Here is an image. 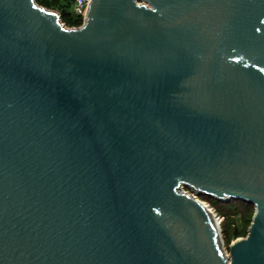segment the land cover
Returning <instances> with one entry per match:
<instances>
[{
	"label": "water",
	"instance_id": "water-1",
	"mask_svg": "<svg viewBox=\"0 0 264 264\" xmlns=\"http://www.w3.org/2000/svg\"><path fill=\"white\" fill-rule=\"evenodd\" d=\"M0 264H264V0H0Z\"/></svg>",
	"mask_w": 264,
	"mask_h": 264
},
{
	"label": "rangeland",
	"instance_id": "rangeland-1",
	"mask_svg": "<svg viewBox=\"0 0 264 264\" xmlns=\"http://www.w3.org/2000/svg\"><path fill=\"white\" fill-rule=\"evenodd\" d=\"M66 26V25H65ZM68 27V26H66ZM184 190L188 191L190 194H193V191L190 189H187L186 187H184ZM199 198L202 201H205L208 205L209 208L213 211V213L216 215V217L219 219L220 221V228H221V234H222V250L223 253L226 257L230 256V252H229V245L234 242L236 239L239 238H244L247 233H248V229L250 227L249 225V221L248 218H245L243 214L244 212H232L229 211V205L228 204H223L221 202H217L215 201L213 198L207 196V195H200ZM240 210V209H239ZM250 211H247L246 213H249ZM253 214H254V209L252 208V212H251V216L250 219L253 218ZM251 224V223H250ZM244 227H246V232L243 234H241L238 237H234L233 233L235 228L237 229H241ZM223 229V231H222Z\"/></svg>",
	"mask_w": 264,
	"mask_h": 264
},
{
	"label": "trees",
	"instance_id": "trees-1",
	"mask_svg": "<svg viewBox=\"0 0 264 264\" xmlns=\"http://www.w3.org/2000/svg\"><path fill=\"white\" fill-rule=\"evenodd\" d=\"M37 4L54 10L56 12L59 13L61 21L68 27H73V26H78L81 23V20L79 18H77L73 11H72V0H35ZM212 198V197H211ZM215 200V198H213ZM217 202H221L223 204H228L229 205V211L232 212H244L243 214L245 218H248L247 221H249V225L252 221V219H250V214L252 212V208L254 209V206L248 202L242 201V200H235V199H231L227 202H223V201H219V200H215ZM240 209V210H239ZM247 211H250L249 213H246ZM246 227L241 228V229H237L235 228L233 236L234 237H238L240 236L242 233L244 234L246 232ZM223 231V229H222Z\"/></svg>",
	"mask_w": 264,
	"mask_h": 264
},
{
	"label": "built area",
	"instance_id": "built-area-1",
	"mask_svg": "<svg viewBox=\"0 0 264 264\" xmlns=\"http://www.w3.org/2000/svg\"><path fill=\"white\" fill-rule=\"evenodd\" d=\"M89 3H90V0H72V11H73L74 15L81 20V23L78 26H73L72 28L79 27L84 23L86 13H87V9L89 7ZM198 199L200 201H202L199 197H198ZM202 202L209 208V205L205 201H202ZM215 217H216V215H215ZM216 219H217L218 223L220 224L219 219L217 217H216Z\"/></svg>",
	"mask_w": 264,
	"mask_h": 264
}]
</instances>
